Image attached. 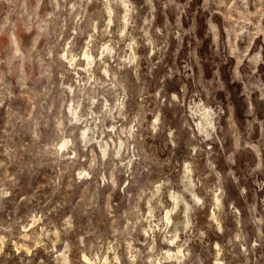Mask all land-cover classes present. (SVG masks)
<instances>
[{"label":"rangeland","instance_id":"rangeland-1","mask_svg":"<svg viewBox=\"0 0 264 264\" xmlns=\"http://www.w3.org/2000/svg\"><path fill=\"white\" fill-rule=\"evenodd\" d=\"M0 264H264V0H0Z\"/></svg>","mask_w":264,"mask_h":264},{"label":"bare ground","instance_id":"bare-ground-1","mask_svg":"<svg viewBox=\"0 0 264 264\" xmlns=\"http://www.w3.org/2000/svg\"><path fill=\"white\" fill-rule=\"evenodd\" d=\"M204 117L207 120V123L210 124V122H212V120H211L212 113L211 112L208 113V114H206V115H204ZM187 196L192 197L193 199H196L197 198V195H195L193 189L191 188V185L183 183L182 184V189L178 190L176 192V194L173 193L171 195V197L173 199V202L175 204V209L178 210L181 206H183L184 209H182L181 211L182 212H186V210L189 208V203L191 202V201H188ZM168 213H170V212L167 211L166 217L168 219H170V216H168ZM185 216H187V213H185ZM184 221L186 222L187 219L185 218ZM178 222H173L172 223V227H174L173 236L176 234L177 230L179 229Z\"/></svg>","mask_w":264,"mask_h":264}]
</instances>
